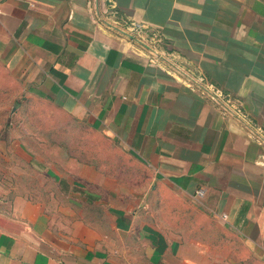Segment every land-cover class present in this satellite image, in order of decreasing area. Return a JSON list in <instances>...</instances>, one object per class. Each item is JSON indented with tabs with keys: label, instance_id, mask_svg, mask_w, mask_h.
I'll list each match as a JSON object with an SVG mask.
<instances>
[{
	"label": "crops",
	"instance_id": "1",
	"mask_svg": "<svg viewBox=\"0 0 264 264\" xmlns=\"http://www.w3.org/2000/svg\"><path fill=\"white\" fill-rule=\"evenodd\" d=\"M0 80V264H264V0H0Z\"/></svg>",
	"mask_w": 264,
	"mask_h": 264
},
{
	"label": "rangeland",
	"instance_id": "2",
	"mask_svg": "<svg viewBox=\"0 0 264 264\" xmlns=\"http://www.w3.org/2000/svg\"><path fill=\"white\" fill-rule=\"evenodd\" d=\"M146 31H147V29H141L140 31H136V32H133V33L135 34V36H136V38L138 40L142 41L141 40V36H145L147 39H149L148 32H146ZM145 33H147V34H145ZM152 33H153V36H151V37L153 38V40L150 41V42L151 43L154 42L155 44H157L156 46H153V47H155L157 50H159L160 46L162 45V43H161V45H159V42L156 41V39H159V35L156 34L155 32H152ZM170 54L173 55L174 53H170ZM0 82L5 83L4 80H0ZM2 91H6V90L3 89ZM8 100H9V98L7 96H4V95H1L0 94V107L3 108L4 107L3 105H5V102L8 103ZM8 119H9V112L7 113V112L0 111V136H3L4 137V135H5V129L2 128V126L4 125V123ZM60 146H63V145L60 144ZM42 152L43 153H46L44 151H42ZM42 162H43V168H47V164L50 161L44 160ZM62 162L63 161L61 159L58 160V161L57 160H54V161H52L51 164H59L58 166L60 167V169H62L63 168ZM6 166H8V165H6ZM1 167H4V165L1 166ZM65 169H66V164H65ZM135 169H136V171L138 170L137 168H135ZM73 170L76 171L77 169H73ZM40 180H42L41 177H40ZM44 184H45L44 187L47 190L44 191V193H42V194H43L44 197H47L48 198V202L52 204V206H47L46 209L49 212L52 213L50 216H52V215L55 216L58 213V211L60 212L61 209H62V205L60 207L59 204H61L62 202L64 203L65 200H66V202H68L69 197L68 196H63V194L60 193V191L58 189V186H56V184L52 185V183H50V182H44ZM71 198H72V196H71ZM51 199H53V201ZM65 207H71V206L70 205H65Z\"/></svg>",
	"mask_w": 264,
	"mask_h": 264
},
{
	"label": "built area",
	"instance_id": "3",
	"mask_svg": "<svg viewBox=\"0 0 264 264\" xmlns=\"http://www.w3.org/2000/svg\"><path fill=\"white\" fill-rule=\"evenodd\" d=\"M140 28H142V27H141L139 24H138V25H137V24H131L130 26H128V29H129L130 32H136V31H138ZM199 82H200V83H204L208 89H211V88H212V85L209 84V83H207L203 78H201V79L199 80ZM211 98H212L216 103H219V101H218L217 99H220L222 102H227V101H229V100L231 99V97H230L229 95L224 94V93H222V92H221L219 95H213V96L211 95ZM231 100H232V99H231ZM197 194H198V196H201V195H202L201 192H198Z\"/></svg>",
	"mask_w": 264,
	"mask_h": 264
}]
</instances>
